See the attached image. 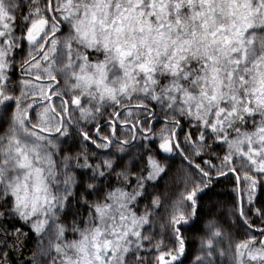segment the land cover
Returning <instances> with one entry per match:
<instances>
[{
  "label": "snow or ice",
  "instance_id": "obj_1",
  "mask_svg": "<svg viewBox=\"0 0 264 264\" xmlns=\"http://www.w3.org/2000/svg\"><path fill=\"white\" fill-rule=\"evenodd\" d=\"M0 264H264V0H0Z\"/></svg>",
  "mask_w": 264,
  "mask_h": 264
},
{
  "label": "trees",
  "instance_id": "obj_2",
  "mask_svg": "<svg viewBox=\"0 0 264 264\" xmlns=\"http://www.w3.org/2000/svg\"><path fill=\"white\" fill-rule=\"evenodd\" d=\"M231 188H232L231 181H224L218 186V191L222 193V197H221L222 199L226 201L231 199ZM191 235L193 236V238H195V236L198 235V233H196V231L193 230L191 232Z\"/></svg>",
  "mask_w": 264,
  "mask_h": 264
}]
</instances>
